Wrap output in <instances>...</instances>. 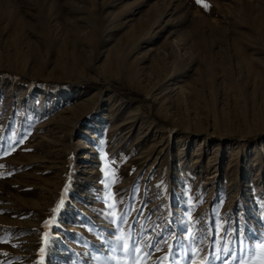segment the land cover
I'll list each match as a JSON object with an SVG mask.
<instances>
[{"label":"rangeland","instance_id":"374dc122","mask_svg":"<svg viewBox=\"0 0 264 264\" xmlns=\"http://www.w3.org/2000/svg\"><path fill=\"white\" fill-rule=\"evenodd\" d=\"M262 242L264 0H0V264Z\"/></svg>","mask_w":264,"mask_h":264},{"label":"snow or ice","instance_id":"6c2138e0","mask_svg":"<svg viewBox=\"0 0 264 264\" xmlns=\"http://www.w3.org/2000/svg\"><path fill=\"white\" fill-rule=\"evenodd\" d=\"M197 3H201V0H197ZM204 7H208L207 4L204 5ZM63 201H61L62 203ZM258 247L262 250L261 252V259L259 261V264H264V242L258 245Z\"/></svg>","mask_w":264,"mask_h":264}]
</instances>
